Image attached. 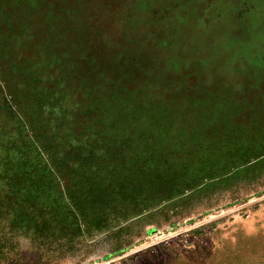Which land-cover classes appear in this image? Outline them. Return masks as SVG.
I'll return each mask as SVG.
<instances>
[{"label": "rangeland", "instance_id": "1", "mask_svg": "<svg viewBox=\"0 0 264 264\" xmlns=\"http://www.w3.org/2000/svg\"><path fill=\"white\" fill-rule=\"evenodd\" d=\"M0 264H264V0H0Z\"/></svg>", "mask_w": 264, "mask_h": 264}]
</instances>
